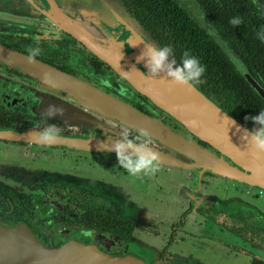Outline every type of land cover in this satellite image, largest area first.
Segmentation results:
<instances>
[{
	"label": "flooded vegetation",
	"instance_id": "flooded-vegetation-1",
	"mask_svg": "<svg viewBox=\"0 0 264 264\" xmlns=\"http://www.w3.org/2000/svg\"><path fill=\"white\" fill-rule=\"evenodd\" d=\"M103 1L129 17L151 44L171 45L169 60L175 56L179 64L188 51L204 64L226 61L237 71L230 55L264 91V40L258 36L264 0ZM100 10L93 0H0V45L24 56L28 46L38 45L35 60L209 147L87 48L86 42L101 34L92 19ZM236 16L240 23L230 24ZM201 79L197 88L253 128L246 117L257 113L236 107L232 92L223 94L224 87L210 84L205 71ZM55 101L76 106L64 91L0 61V129L38 133L44 106ZM92 118L75 123L53 116L47 122L55 123L59 134L91 139H117L125 130L118 121ZM148 138L151 148L163 150ZM175 158L188 160L182 153ZM69 244L111 258L133 254L147 264H264V191L208 170L160 163L152 174L132 175L113 152L0 138V264H58L47 252Z\"/></svg>",
	"mask_w": 264,
	"mask_h": 264
},
{
	"label": "water",
	"instance_id": "water-1",
	"mask_svg": "<svg viewBox=\"0 0 264 264\" xmlns=\"http://www.w3.org/2000/svg\"><path fill=\"white\" fill-rule=\"evenodd\" d=\"M93 1L96 9L102 10L100 15L92 14L101 34L97 41H87V48L102 62L112 66L124 84L148 97L209 147L175 135L129 105L74 76L35 59L29 62L26 56L2 45L0 61L38 78L47 87L64 91L72 97L76 106L56 101L44 106L45 109L50 104L62 108V114L54 115L57 118L87 123L92 122L94 115L104 116L129 129L143 130L155 139L163 148L161 152L153 149L159 155L160 164L176 165L189 171L208 170L215 176L264 191V152H257L253 148L247 135L246 129L249 128L222 109L196 85L189 87L173 84L162 74H148L144 60L137 59L145 50L146 43L151 44L148 37L114 5H108L103 0ZM141 40L146 43L140 42ZM229 59L256 95L264 100L263 89L251 78L246 68L243 66L244 70L239 71L236 67L239 61L230 55ZM79 105L88 112L81 111L77 107ZM0 138L49 144L37 140L35 133L24 130L0 129ZM50 144L115 153L106 138L91 139L59 134ZM178 153L185 155L188 160H177L175 157ZM47 253L56 257L58 264H147L143 258L133 254L111 258L101 256L95 249L80 244H69Z\"/></svg>",
	"mask_w": 264,
	"mask_h": 264
},
{
	"label": "clouds",
	"instance_id": "clouds-1",
	"mask_svg": "<svg viewBox=\"0 0 264 264\" xmlns=\"http://www.w3.org/2000/svg\"><path fill=\"white\" fill-rule=\"evenodd\" d=\"M229 23L237 25L240 23L238 16L229 19ZM212 34L214 29H208ZM258 36L264 40V26L261 27ZM140 42L146 43L141 40ZM41 52V48L36 46H28L26 48V60L31 62ZM173 53L171 45L155 46L147 44L145 50L137 57L143 59L147 73L152 76L162 74L173 84L187 85L189 87L202 83V74L205 66L195 56L188 51L182 53L179 64L176 63L175 56L169 60L170 54ZM236 67L239 71H243V65L237 62ZM63 113V109L48 105L44 113H41V124L43 125L36 138L42 143H52L59 135V128L55 123H48L54 115ZM253 122V128L246 129L247 135L250 137L251 144L257 152H264V109L258 111L257 114L246 117ZM111 143L112 150L116 153L120 166L132 175H149L156 171L159 165V155L149 145L151 143L148 134L143 130H138L135 134H129L128 130H123L120 137L113 139L107 138Z\"/></svg>",
	"mask_w": 264,
	"mask_h": 264
},
{
	"label": "trees",
	"instance_id": "trees-1",
	"mask_svg": "<svg viewBox=\"0 0 264 264\" xmlns=\"http://www.w3.org/2000/svg\"><path fill=\"white\" fill-rule=\"evenodd\" d=\"M198 52H202V50H198L197 53ZM210 61L211 60L208 61V64L201 62L205 66V74L209 76L210 84H217V86L224 87L222 89L223 94H228V90H230L234 95L233 100L236 107L244 108L246 112H250V114L258 113V111L264 109L263 101L229 63L225 61V63L212 64ZM199 89L207 95L206 89L201 87H199ZM235 116L237 115L235 114Z\"/></svg>",
	"mask_w": 264,
	"mask_h": 264
},
{
	"label": "rangeland",
	"instance_id": "rangeland-1",
	"mask_svg": "<svg viewBox=\"0 0 264 264\" xmlns=\"http://www.w3.org/2000/svg\"><path fill=\"white\" fill-rule=\"evenodd\" d=\"M125 127V126H124ZM123 127V129H126V128H124ZM129 129V128H128ZM62 162V165H66V167L67 168H69V169H71V170H73L69 165H68V162L67 161H61ZM77 171H76V169L73 171V172H71V174L70 175H74L75 173H76Z\"/></svg>",
	"mask_w": 264,
	"mask_h": 264
}]
</instances>
